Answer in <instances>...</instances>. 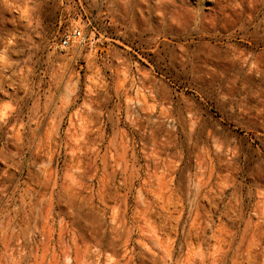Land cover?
I'll return each mask as SVG.
<instances>
[{
  "label": "rangeland",
  "instance_id": "rangeland-1",
  "mask_svg": "<svg viewBox=\"0 0 264 264\" xmlns=\"http://www.w3.org/2000/svg\"><path fill=\"white\" fill-rule=\"evenodd\" d=\"M0 264H264V0H0Z\"/></svg>",
  "mask_w": 264,
  "mask_h": 264
},
{
  "label": "built area",
  "instance_id": "built-area-1",
  "mask_svg": "<svg viewBox=\"0 0 264 264\" xmlns=\"http://www.w3.org/2000/svg\"><path fill=\"white\" fill-rule=\"evenodd\" d=\"M91 23L92 21H90V24ZM90 41L91 37L88 36L80 27L76 26L62 34L60 45L63 49L86 47L89 45Z\"/></svg>",
  "mask_w": 264,
  "mask_h": 264
}]
</instances>
